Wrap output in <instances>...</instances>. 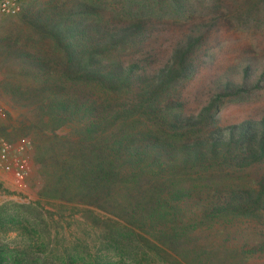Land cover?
I'll return each mask as SVG.
<instances>
[{
  "label": "trees",
  "instance_id": "obj_1",
  "mask_svg": "<svg viewBox=\"0 0 264 264\" xmlns=\"http://www.w3.org/2000/svg\"><path fill=\"white\" fill-rule=\"evenodd\" d=\"M57 1L0 37V86L26 110L0 136L30 141L40 180L0 229L25 238L60 201L116 251L95 264L264 261V112L223 115L260 96L264 65L221 40L264 32V0ZM25 249L1 245L0 264H49Z\"/></svg>",
  "mask_w": 264,
  "mask_h": 264
},
{
  "label": "rangeland",
  "instance_id": "obj_2",
  "mask_svg": "<svg viewBox=\"0 0 264 264\" xmlns=\"http://www.w3.org/2000/svg\"><path fill=\"white\" fill-rule=\"evenodd\" d=\"M48 2L49 0H23L22 9L18 13L0 15V37L9 32L13 27L9 21H21L19 15L31 2ZM64 1L58 0L59 4ZM202 6L197 9V15L204 13ZM223 41L222 51L227 59L235 55H243L245 60L263 63L264 65V32L254 33L241 27L233 28L225 26L221 36ZM236 64L235 60L230 65ZM7 76V70L0 74V81ZM16 103L10 96L4 94L0 86V134L3 128L16 124L19 115L25 112L16 107ZM264 112V90L256 99L249 98L246 101L230 103L223 109V115L229 123L241 121L247 117ZM34 151L30 141L18 140L11 144L7 161L1 163L0 171L8 173L5 180L0 176V217L12 213L18 204H30L40 200L35 187L40 182L34 164ZM9 165L10 169H5ZM20 174L17 175L16 173ZM46 205L45 211L36 209L41 215L37 221L31 220L28 225V235L19 238L16 226L5 225L0 229V246L9 245L14 248H27V254L32 255L37 261L45 260L49 264H95L96 258L116 262L114 255L117 254L113 248H109L100 242L98 233L90 220L85 223L80 214L65 209L60 201L42 199ZM50 213V214H48ZM26 217V216H25ZM11 228V231L8 229ZM113 250V251H111ZM126 262V263H125ZM123 264H131L125 260ZM170 262V263H169ZM175 264L174 260H165L163 264ZM264 261L259 262L263 264ZM114 264V263H113Z\"/></svg>",
  "mask_w": 264,
  "mask_h": 264
},
{
  "label": "built area",
  "instance_id": "obj_3",
  "mask_svg": "<svg viewBox=\"0 0 264 264\" xmlns=\"http://www.w3.org/2000/svg\"><path fill=\"white\" fill-rule=\"evenodd\" d=\"M22 1L23 0H0V15L20 12L22 9ZM10 147L11 143L0 136V166L1 163L7 161ZM5 169L9 170L10 166H5ZM16 174L19 175L20 173L17 172Z\"/></svg>",
  "mask_w": 264,
  "mask_h": 264
},
{
  "label": "crops",
  "instance_id": "obj_4",
  "mask_svg": "<svg viewBox=\"0 0 264 264\" xmlns=\"http://www.w3.org/2000/svg\"><path fill=\"white\" fill-rule=\"evenodd\" d=\"M0 176L6 180L8 178V173L0 171Z\"/></svg>",
  "mask_w": 264,
  "mask_h": 264
}]
</instances>
